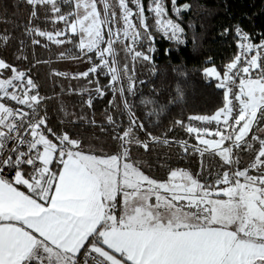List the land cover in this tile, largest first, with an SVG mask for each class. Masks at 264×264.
Masks as SVG:
<instances>
[{
  "label": "snow or ice",
  "instance_id": "snow-or-ice-1",
  "mask_svg": "<svg viewBox=\"0 0 264 264\" xmlns=\"http://www.w3.org/2000/svg\"><path fill=\"white\" fill-rule=\"evenodd\" d=\"M24 3L31 44L48 47L40 38L71 44L58 59L89 65L71 76L95 85L82 90L89 93L84 104L92 109L94 99L111 93L109 107L127 120L106 111L111 145H86L69 126L95 125L94 118L62 107L59 125L50 124L46 101L52 97L41 95L31 75L49 61L25 70L0 55V264H264V135L257 134L264 132V33L255 42L239 25L225 27L221 35L234 33L236 54L222 68L208 57L200 69L223 90L222 106L213 114L173 119L167 132L154 135L148 124L159 126L184 93L177 85L171 99L155 88L138 97L148 81L139 78L137 65L156 74L157 34L176 45L186 42L183 17L191 3ZM38 21L58 27L47 30ZM11 39L0 35V49ZM21 60L28 57L15 56ZM51 75L68 78L56 70ZM141 106L147 111L138 114ZM176 129L195 143L170 136ZM157 145L175 146L181 158L199 156L200 169L193 173L167 160L159 165L163 175L151 165L146 169L134 152ZM206 154L219 159L215 172L205 165Z\"/></svg>",
  "mask_w": 264,
  "mask_h": 264
},
{
  "label": "trees",
  "instance_id": "trees-1",
  "mask_svg": "<svg viewBox=\"0 0 264 264\" xmlns=\"http://www.w3.org/2000/svg\"><path fill=\"white\" fill-rule=\"evenodd\" d=\"M115 3V0H111ZM147 3V0H145ZM180 3L189 2L192 5L191 11L183 17L185 27L186 42L176 45L174 42L160 38L157 34L155 55L156 74H151L149 67L137 65V73L140 79L148 81L139 90L144 95H149L153 88L157 93H163L162 98L171 99L177 85L183 89V98L177 103L169 105L170 111L158 121L159 126L148 124L149 131L154 135H161L167 132L173 119L181 116L187 117L193 114H213L222 106L223 90L215 88V83L202 76L200 69L207 64L208 57H211L218 68H222L229 62L237 52L236 39L234 33L222 36L221 32L225 27L239 25L244 31L255 37V42L259 41V34L264 33V0H179ZM30 8L24 0H0V35L11 36L8 48L0 49V55L7 60L15 62L21 69L32 67L35 61H49L40 63L32 69L31 75L40 85L41 95L52 97L46 101V107L50 124L57 127L63 119L60 109L66 108L69 112L83 115L87 120L95 119L96 124L91 125L87 121L78 122V126H69L73 132L79 134L84 143L97 147L107 148L111 145L112 129L105 121L106 111L116 115L118 119L127 120V117H119L118 108H110L108 101L112 99L111 93L103 99H94V108L89 109L84 101L88 98V92H82L86 88H94L85 79H72L76 72L85 71L89 65L71 59L59 60L58 54L72 48L71 44L57 46L51 42L40 38L42 43L48 47L33 46L31 39L25 31V25L29 18ZM152 21L150 20V23ZM40 27L53 30L56 25L51 23L37 22ZM23 41V44L20 42ZM119 48L120 45L118 44ZM172 49L170 55H164V49ZM20 49V51H16ZM28 57L27 61H15V56L20 54ZM75 54V50L73 53ZM123 63V60H121ZM186 69L187 76H181L173 71L175 68ZM56 70L68 74V78L51 75ZM105 76L100 77L102 85L107 84ZM94 94V93H93ZM135 103L139 104V98ZM119 103V100H117ZM138 114L147 111L143 106L137 109ZM74 118V117H73ZM147 119V118H146ZM155 120V117H153ZM261 127H264L262 125ZM101 128L104 130L102 131ZM264 135V132H257ZM178 139H188L190 143H195L181 129H176L169 133ZM143 138V134H141ZM134 155L147 169L152 166V171L157 175H163L164 169L159 165L167 160L173 166L186 168L193 173L197 172L201 166L199 156H184L181 158L180 151L175 146L160 147L154 146L151 152H144L143 149L135 150ZM205 165L211 164L210 170L215 172L220 163L218 158L206 154ZM245 164L248 157H244Z\"/></svg>",
  "mask_w": 264,
  "mask_h": 264
},
{
  "label": "built area",
  "instance_id": "built-area-1",
  "mask_svg": "<svg viewBox=\"0 0 264 264\" xmlns=\"http://www.w3.org/2000/svg\"><path fill=\"white\" fill-rule=\"evenodd\" d=\"M193 123H196V122H193ZM208 127H209V128H214L215 125H214V124H213V125H208Z\"/></svg>",
  "mask_w": 264,
  "mask_h": 264
},
{
  "label": "rangeland",
  "instance_id": "rangeland-1",
  "mask_svg": "<svg viewBox=\"0 0 264 264\" xmlns=\"http://www.w3.org/2000/svg\"><path fill=\"white\" fill-rule=\"evenodd\" d=\"M112 2V1H111ZM113 3V5L115 4L114 2H112ZM214 83H215V81H213ZM262 133V132H261Z\"/></svg>",
  "mask_w": 264,
  "mask_h": 264
}]
</instances>
